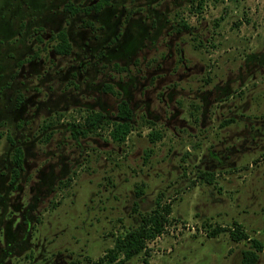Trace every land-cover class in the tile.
<instances>
[{"label":"rangeland","instance_id":"obj_1","mask_svg":"<svg viewBox=\"0 0 264 264\" xmlns=\"http://www.w3.org/2000/svg\"><path fill=\"white\" fill-rule=\"evenodd\" d=\"M99 1L0 0V264H94L165 204L121 264H243L264 246V0Z\"/></svg>","mask_w":264,"mask_h":264},{"label":"trees","instance_id":"obj_2","mask_svg":"<svg viewBox=\"0 0 264 264\" xmlns=\"http://www.w3.org/2000/svg\"><path fill=\"white\" fill-rule=\"evenodd\" d=\"M111 0H100L94 5L95 10H99L105 5H108ZM71 13L77 11L76 8H69ZM88 10V9H87ZM59 42L55 45L54 49L57 53L68 54L70 51V44L64 32L58 35ZM133 112L129 103L121 100L117 106L116 119L109 121L100 112H95L85 117L83 126L87 129H77L75 134L86 135L92 129L100 127V122L105 118V124L110 126L109 136L112 141L121 143L124 142L128 134L132 131V118ZM13 161L15 168L13 169L11 179H15L18 175V169L22 167V150L20 147L14 148ZM136 204V203H135ZM170 213V206L165 204L161 207V211H154L152 214H147L141 217L140 224L133 229L126 231L124 234L115 239L114 247L109 251V254L101 259L93 262L94 264H121L123 260H128L134 255L146 249L148 240L154 239L163 231L164 225L167 222V216ZM218 230L211 232L212 235L216 234ZM229 235L233 240L239 241L248 239V236L241 229L239 223H234L233 227L229 230ZM251 241L250 249L245 250L242 254L243 264H254L258 259V252H264L263 244L255 239ZM120 255L122 258H119Z\"/></svg>","mask_w":264,"mask_h":264}]
</instances>
